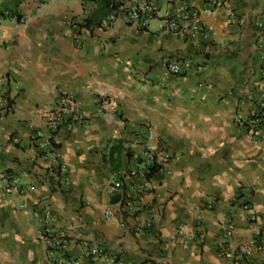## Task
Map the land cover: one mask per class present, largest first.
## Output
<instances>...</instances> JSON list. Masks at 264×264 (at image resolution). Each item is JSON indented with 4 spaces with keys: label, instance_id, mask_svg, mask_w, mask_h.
<instances>
[{
    "label": "crops",
    "instance_id": "0c3cea01",
    "mask_svg": "<svg viewBox=\"0 0 264 264\" xmlns=\"http://www.w3.org/2000/svg\"><path fill=\"white\" fill-rule=\"evenodd\" d=\"M131 1H151L162 15L208 7V0ZM220 1L202 15L212 31L195 35L189 22L171 36L159 20L148 29L118 20L71 32L69 23H84L95 0H52L40 10L41 0H0V11L18 10L25 21L0 25V86L13 98L6 115L0 111V264H52L40 235L46 220L79 264H237L224 248L247 247L256 228L264 239V119L253 129L236 123L264 98V0ZM180 59L191 70L166 78L161 63ZM62 95L78 99L90 121L56 135L64 166L57 187L40 182L54 163L32 136L46 130ZM134 124L151 126L163 139L156 145L169 146L171 173L153 175L140 213L107 216L142 184ZM10 174L36 189L8 193ZM246 203L259 217L255 226ZM94 247L106 260L87 256ZM248 259L264 264V251Z\"/></svg>",
    "mask_w": 264,
    "mask_h": 264
},
{
    "label": "built area",
    "instance_id": "2783aa9c",
    "mask_svg": "<svg viewBox=\"0 0 264 264\" xmlns=\"http://www.w3.org/2000/svg\"><path fill=\"white\" fill-rule=\"evenodd\" d=\"M52 0H41L39 10L43 4L50 3ZM91 0H82L83 3L90 2ZM118 5L115 10H113L109 15L102 18L100 26L97 27L99 30H105L109 28L116 21L121 20L127 24H135L142 29H148L150 25L159 20V28L164 30L171 36H178L184 34L187 27L184 24L192 22V27H190L191 32L195 35L201 34L203 32L212 31L211 27L204 26L202 24V15L213 14L215 9L223 6L220 0H208V7L202 11L197 9H191L190 7L185 8L181 11H177L173 14L165 13L161 14V9L151 1H144L140 3H134L131 0H117ZM230 17H235V11L232 9L228 10ZM9 20L14 29H19L25 25V21L20 14V11H0V25ZM76 21H71L68 25L71 32L79 31L80 27ZM192 68L189 61L183 59L174 61H165L161 63V69L163 75L166 78L178 77L186 75ZM264 77V73H263ZM264 79V78H263ZM13 98H8L3 87L0 86V111L5 114L8 112L11 106ZM105 108V103H101L97 107L98 113H103ZM264 119V98L255 103V107L249 112L247 117L242 115L236 116V123L243 127L244 129H253L255 126L261 125ZM90 121V117H87L83 111L82 105L78 99L69 95H62L58 97L55 103V109L51 112L50 116L46 121V130L44 132H35L32 136L33 147L45 156L52 158L54 166L50 168V172L46 174L43 178L45 183L52 186L55 185L57 180H59V174L64 169V166L59 162L56 150L57 146L55 143L56 135L65 130L71 133L76 127H83L87 125ZM133 127L137 130L138 140L141 141L143 145V152L141 155H136L135 158L138 163V167L141 168L140 174L142 178V184L139 186H133L131 192H133L135 198H125L116 204L115 209H107L106 215L110 216L119 211L127 210L132 214H138L145 207V197L148 195H153V184L152 177L160 172L171 173V152L168 145H164L160 148L156 145L157 141L163 140L161 136L149 125L134 124ZM14 141L18 143V139L14 138ZM6 191L10 194H22L25 191H34L36 185L32 183L25 182L21 177L17 175H7L6 177ZM67 183H64L66 186ZM58 187V186H57ZM112 188L114 191H118L121 194L123 189V182L114 179L112 182ZM244 209L250 213V223L255 226L258 223L259 217L253 212V208L250 203L244 205ZM49 221H44V225L40 231V235L45 243L48 245L50 256L52 258V264H79L77 259H73L67 255V243L65 236L54 235L51 232ZM255 238L252 239L250 244L242 249H237L235 251H229L228 249H223V254L232 258L237 264H255L248 259V256L252 253H261L264 251V239L262 237V229L256 228ZM232 236V229H228L226 232V237L230 238ZM61 253L58 258L56 254ZM107 251L99 248H91L87 252V256L95 259L107 258ZM112 262L116 260L112 257Z\"/></svg>",
    "mask_w": 264,
    "mask_h": 264
},
{
    "label": "trees",
    "instance_id": "16d2710c",
    "mask_svg": "<svg viewBox=\"0 0 264 264\" xmlns=\"http://www.w3.org/2000/svg\"><path fill=\"white\" fill-rule=\"evenodd\" d=\"M97 8L84 20V23L79 24L80 28H93L99 27L103 17L109 15L116 9L117 0H95Z\"/></svg>",
    "mask_w": 264,
    "mask_h": 264
}]
</instances>
